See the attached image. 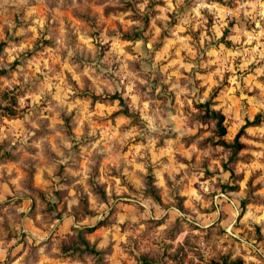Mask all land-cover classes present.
I'll use <instances>...</instances> for the list:
<instances>
[{"label":"rangeland","instance_id":"rangeland-1","mask_svg":"<svg viewBox=\"0 0 264 264\" xmlns=\"http://www.w3.org/2000/svg\"><path fill=\"white\" fill-rule=\"evenodd\" d=\"M239 260L264 264V0H0V264Z\"/></svg>","mask_w":264,"mask_h":264},{"label":"crops","instance_id":"crops-1","mask_svg":"<svg viewBox=\"0 0 264 264\" xmlns=\"http://www.w3.org/2000/svg\"><path fill=\"white\" fill-rule=\"evenodd\" d=\"M229 208H232L230 206V204H226L225 205L226 212H229V211H227V210H229ZM231 214H232V216H234L235 215L234 211H233V213L230 212L228 215H226V219L223 221L226 223L228 228L233 227L235 224V221H237V218L236 217L232 218Z\"/></svg>","mask_w":264,"mask_h":264},{"label":"trees","instance_id":"trees-1","mask_svg":"<svg viewBox=\"0 0 264 264\" xmlns=\"http://www.w3.org/2000/svg\"><path fill=\"white\" fill-rule=\"evenodd\" d=\"M213 113H215L217 115V117L219 118V125H220V127H222L221 125H222L223 115H218L216 112H213ZM225 132H226V129L223 127L222 128V134H224ZM235 264H242V260L236 261Z\"/></svg>","mask_w":264,"mask_h":264}]
</instances>
